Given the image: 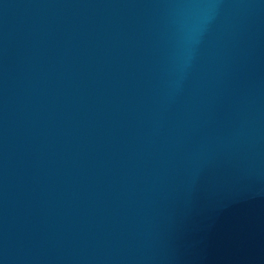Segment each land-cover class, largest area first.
<instances>
[{
  "label": "water",
  "instance_id": "95a60500",
  "mask_svg": "<svg viewBox=\"0 0 264 264\" xmlns=\"http://www.w3.org/2000/svg\"><path fill=\"white\" fill-rule=\"evenodd\" d=\"M0 264H264V0H0Z\"/></svg>",
  "mask_w": 264,
  "mask_h": 264
}]
</instances>
